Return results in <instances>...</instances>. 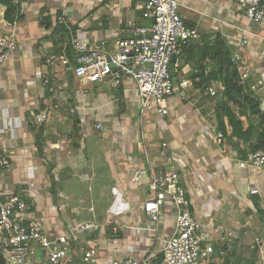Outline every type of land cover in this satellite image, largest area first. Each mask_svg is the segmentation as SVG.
Masks as SVG:
<instances>
[{"label": "crops", "instance_id": "crops-1", "mask_svg": "<svg viewBox=\"0 0 264 264\" xmlns=\"http://www.w3.org/2000/svg\"><path fill=\"white\" fill-rule=\"evenodd\" d=\"M145 1L26 0L15 22L0 24V36L13 32L17 41L0 67V152L10 161L0 199H27L29 217L39 220L47 235L64 234L97 249L100 264L129 258L157 264L163 239L175 232L178 211L165 200L151 221L140 206L161 196L148 183L169 169L160 154L165 143L193 201V216L213 245L207 264H264V169L244 172L236 164L256 145L260 129L246 139L233 136L221 116L220 81L201 84L218 69L216 51L222 49L230 63L238 53L252 73L242 87L256 112L237 95L229 108L242 130L264 127V89L248 88L264 82V26L247 19L231 0H175L196 37L180 44L171 60L175 90L167 114L158 108L141 113L131 79L114 87L111 79L91 84L73 74L70 38L103 41L112 53L122 28L150 24L135 10ZM244 37L248 43L242 47ZM62 53L68 65L59 61ZM96 123L102 131L94 129ZM253 186L259 194L250 195Z\"/></svg>", "mask_w": 264, "mask_h": 264}, {"label": "built area", "instance_id": "built-area-1", "mask_svg": "<svg viewBox=\"0 0 264 264\" xmlns=\"http://www.w3.org/2000/svg\"><path fill=\"white\" fill-rule=\"evenodd\" d=\"M26 0H11L16 8V16L24 12ZM209 2L211 0H202ZM252 22L264 26V0H231ZM143 18L150 20L148 26L124 27L120 30L115 50L110 53L105 42L70 38V46L74 52L72 64L73 74L86 83L112 81L114 87L119 86L122 78H129L135 85L139 112L144 113L158 108L161 115L168 110L165 105L174 95V84L170 71L171 60L178 52L179 45L189 44L196 37V31L189 28L178 14V3L175 0H146L136 5ZM62 17L59 19L61 21ZM2 26L11 25L4 19ZM149 36V38H147ZM247 37L241 46L247 45ZM17 48L13 32L0 36V67L8 55ZM263 62H264V53ZM62 65H68L65 54L59 55ZM46 63H50L47 59ZM231 63L237 67L240 85H246L251 78V71L244 59L235 53ZM177 65H174L176 67ZM114 67V69H112ZM44 84H48L45 80ZM182 88L187 82L181 83ZM251 91L264 89V82H253L248 85ZM215 95L214 90H208ZM40 120H44L43 117ZM81 122L84 120L81 119ZM102 131L101 123L93 125ZM222 134H217L220 141ZM165 143L161 144L160 154L166 157L169 169L160 174L152 175L148 183L151 192L160 194L155 200H148L140 209L148 214L151 221L160 216L165 200L178 211L175 220V232L171 237L163 239L162 260L157 264H207L214 252L213 245L202 224L193 216L192 199L187 197L185 187L171 158L166 154ZM239 169H264V149L249 151L243 159L236 161ZM10 168V161L0 152V182ZM198 193V189H196ZM250 195L259 194L253 186ZM32 204L25 198L9 195L0 199V262L3 264H100L98 250L83 243H76L67 235H47L44 226L37 219H31L29 213ZM110 264V263H109ZM111 264H152L149 258L138 260L129 258L113 261Z\"/></svg>", "mask_w": 264, "mask_h": 264}, {"label": "trees", "instance_id": "trees-1", "mask_svg": "<svg viewBox=\"0 0 264 264\" xmlns=\"http://www.w3.org/2000/svg\"><path fill=\"white\" fill-rule=\"evenodd\" d=\"M2 5L5 7L4 19L8 23H13L16 16V8L11 4V0H3ZM222 51H223L222 49L218 52L216 51L217 55L215 54L219 58V61L217 62L218 69H213L211 71L208 80H204L203 82L202 81L203 79H201L202 81L201 84H204L206 81H209L210 79L220 81L222 86V92H221L222 99H225L224 103L221 105V109L223 112L221 116L223 115L226 116L228 124L232 128L233 136H236L237 138L246 139L252 131L260 129L257 143L250 151L264 149V127L259 125L254 127L249 126L245 131L242 130L241 122L238 119H236L235 115L233 114V111H231V109L229 108V103L231 102L234 103V97L237 95L242 97L245 106L247 105L250 106L252 112H256L255 110L256 107L253 106V101H251L250 96L244 93L243 87L239 83L235 67L230 63V59L226 53H225L226 57L223 58L224 53H222ZM221 116L218 117L220 123L219 130L224 134L225 131L220 118ZM262 121H264V118L261 117V122ZM223 250L225 251V249ZM226 262L228 264V261ZM0 264H3V262H0Z\"/></svg>", "mask_w": 264, "mask_h": 264}, {"label": "water", "instance_id": "water-1", "mask_svg": "<svg viewBox=\"0 0 264 264\" xmlns=\"http://www.w3.org/2000/svg\"><path fill=\"white\" fill-rule=\"evenodd\" d=\"M66 37L69 38L70 35H66ZM147 38H149V36H147ZM172 60H173V58H172ZM112 69H114V67H112Z\"/></svg>", "mask_w": 264, "mask_h": 264}]
</instances>
